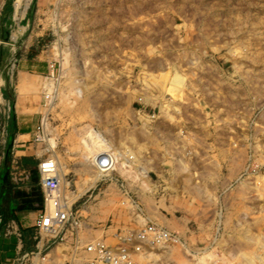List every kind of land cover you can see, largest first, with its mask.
Listing matches in <instances>:
<instances>
[{"label":"rangeland","instance_id":"rangeland-1","mask_svg":"<svg viewBox=\"0 0 264 264\" xmlns=\"http://www.w3.org/2000/svg\"><path fill=\"white\" fill-rule=\"evenodd\" d=\"M23 1L0 0V86L44 116L81 239L134 264H264V0Z\"/></svg>","mask_w":264,"mask_h":264},{"label":"built area","instance_id":"built-area-1","mask_svg":"<svg viewBox=\"0 0 264 264\" xmlns=\"http://www.w3.org/2000/svg\"><path fill=\"white\" fill-rule=\"evenodd\" d=\"M48 94L45 92L44 97ZM48 135L49 131L40 118L33 134L38 147L36 168L42 198L32 224L34 248L19 251L12 264H134L122 240L107 245L101 240L81 239L80 231L84 227L81 210L63 195L55 152L46 145ZM109 152L112 155L101 153L97 162L91 163L101 176H110L114 170L115 158L113 161L112 156L115 154ZM136 236L152 246L156 243L165 246L178 240L174 233L154 224H145L138 229ZM56 244H59L58 254L50 255L51 245ZM85 252L92 254L86 256Z\"/></svg>","mask_w":264,"mask_h":264},{"label":"crops","instance_id":"crops-1","mask_svg":"<svg viewBox=\"0 0 264 264\" xmlns=\"http://www.w3.org/2000/svg\"><path fill=\"white\" fill-rule=\"evenodd\" d=\"M0 100V264H12L19 251L34 248L32 224L42 198L33 134L42 116L16 110L17 99L2 85Z\"/></svg>","mask_w":264,"mask_h":264},{"label":"bare ground","instance_id":"bare-ground-1","mask_svg":"<svg viewBox=\"0 0 264 264\" xmlns=\"http://www.w3.org/2000/svg\"><path fill=\"white\" fill-rule=\"evenodd\" d=\"M22 2H24L23 0H16V10L18 11L19 10V8L21 7V5H22ZM22 6H24V5H22ZM49 83H50V81H48ZM48 85V84H47ZM49 86V85H48ZM48 86H47V88H48ZM48 141H49V139H48ZM51 145V144H50ZM52 146V145H51ZM56 159V158H55ZM56 164H57V169H58V174H59V176H60V173H59V168H58V162H57V160H56ZM60 180H61V176H60ZM64 195V194H63ZM64 197H65V195H64ZM66 198V197H65ZM66 200L68 201V202H70V200H68L67 198H66ZM58 245V244H57Z\"/></svg>","mask_w":264,"mask_h":264},{"label":"trees","instance_id":"trees-1","mask_svg":"<svg viewBox=\"0 0 264 264\" xmlns=\"http://www.w3.org/2000/svg\"><path fill=\"white\" fill-rule=\"evenodd\" d=\"M6 36H3V38L5 39Z\"/></svg>","mask_w":264,"mask_h":264}]
</instances>
